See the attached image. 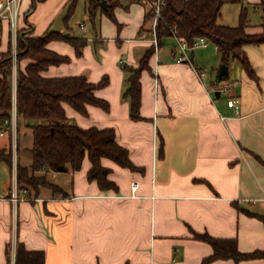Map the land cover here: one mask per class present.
Listing matches in <instances>:
<instances>
[{
    "label": "crops",
    "instance_id": "0c3cea01",
    "mask_svg": "<svg viewBox=\"0 0 264 264\" xmlns=\"http://www.w3.org/2000/svg\"><path fill=\"white\" fill-rule=\"evenodd\" d=\"M35 1L23 0L16 28L0 21V54L10 47L15 52L18 31L27 29L35 36L59 32L87 38L82 57L66 41L50 42L48 48L70 62L51 66L43 75L85 76L94 84L108 77L109 85L96 95L109 103V111L88 106L85 117L65 105L66 116L83 129H114L118 144L129 151L138 170L102 159L118 187L117 192L102 191L88 177L91 163L86 157L79 171L47 173L48 182L60 191L41 187L36 194L17 189L20 200L15 203L17 164L30 167L33 161L31 129L23 124L19 134L16 131L15 68L13 172L0 163V264H7L8 248L18 242L28 251L44 252L45 264H201L213 248L195 239V233L236 240L242 253L264 251V45L246 47L259 81L250 79L242 66L231 79L230 64L224 81L231 94L217 96L214 90L222 82L217 48L212 43L199 48L213 46L219 60L207 75L195 50L192 64H179V40L165 39L150 60V70L142 73V120L133 121L130 102L123 97V65L138 67L153 46L141 36L146 34L150 8L129 0H106L105 9L101 0L96 15L101 16L100 27L91 21L90 34L82 36L70 23L74 13L66 20L74 0L37 1L32 9ZM92 1L86 2L88 16ZM244 2L255 11L261 0ZM110 8L119 25L106 15ZM258 18L249 24V33L262 32ZM80 26L86 28L84 23ZM28 63L21 62V68ZM230 97L240 100L239 115L228 106ZM9 144V135L0 129V147ZM134 182L139 184L136 192ZM211 264H264V259Z\"/></svg>",
    "mask_w": 264,
    "mask_h": 264
},
{
    "label": "trees",
    "instance_id": "16d2710c",
    "mask_svg": "<svg viewBox=\"0 0 264 264\" xmlns=\"http://www.w3.org/2000/svg\"><path fill=\"white\" fill-rule=\"evenodd\" d=\"M36 0L32 6L35 8ZM239 4V24L235 27L219 23L225 4ZM77 0H74L69 19L74 13ZM102 7L101 0L89 3L87 12L95 24L96 15ZM31 9V10H32ZM260 17L262 32L252 34L247 31L248 7L244 0H167L162 16L156 27L159 47L167 38L176 37L192 46L196 40L205 38L218 51L221 64L229 66L233 61L240 62L248 77L256 82L259 78L247 56V46L264 45V0L255 7ZM106 15L117 25L111 10ZM152 18L147 13L146 20ZM144 30H142L143 32ZM149 35L151 32H148ZM52 41H66L72 45L77 57L83 56L88 44L84 37H64L59 32L35 36L31 29L18 31L16 49L0 54V129L10 138L8 147H0V163L12 173L14 170V72L16 68V131L19 134L23 124L31 129L33 135L32 165L24 167L17 164L16 178L18 191L39 193L41 187L60 191L47 180V173H65L69 170L79 171L87 157L91 163L88 177L96 181L102 191H118L117 185L109 179L110 170L102 166V159L114 161L122 168L137 171L132 163L129 151L118 144L116 131L112 128L83 129L66 116L65 105L71 106L82 116H88V106H95L105 111L110 110L107 101L97 97L96 91L109 85V78L104 77L99 83H91L85 76L47 78L43 74L51 66L70 62V58L50 50ZM155 54L152 46L146 51L138 67L123 65L127 75L124 99L130 102V117L141 121L142 83L144 71L150 70V60ZM29 61L25 69L21 62ZM228 75L222 81L227 80ZM19 140L17 142V145ZM18 148V146H17ZM195 239L208 243L213 254L201 264H211L219 260H233L236 263L264 259V251L242 253L238 250L236 240L215 239L207 234H194ZM11 247V246H10ZM8 248L7 264H11V251ZM45 253L28 251L23 243L16 245L15 264H45Z\"/></svg>",
    "mask_w": 264,
    "mask_h": 264
},
{
    "label": "rangeland",
    "instance_id": "374dc122",
    "mask_svg": "<svg viewBox=\"0 0 264 264\" xmlns=\"http://www.w3.org/2000/svg\"><path fill=\"white\" fill-rule=\"evenodd\" d=\"M130 2H135V3H140V4H145L146 6L149 7V1L150 0H129ZM86 2L87 0H78L77 3V7L76 10L74 12V14L72 15L71 19H70V23L72 25V27L75 29V32L80 34V35H89L92 29V22L90 17L87 15V13L85 12V6H86ZM114 6L116 4H113ZM248 7V22L249 24H254V21H258L259 18V14L257 12L254 11L253 8H249V6L247 4H245ZM241 11V6L239 4H232V3H227L224 5L223 9H222V17L219 20V23L222 25H226V26H230V27H235L238 26L239 24V14ZM148 13H150L152 15V18L150 17L148 19L147 22V29L145 30L147 37H153V14L151 12V10L149 9ZM84 23L86 28L83 29L80 24ZM96 27L99 28L100 24H101V16L99 15L96 18ZM256 24V23H255ZM29 30V29H27ZM148 32H151V34L149 35ZM214 47L210 46L207 50L206 49H196L195 50V56L197 59H199V61L202 62V68L205 70L207 75H211L213 74V69H215L218 66L219 60L217 57L216 52L214 51ZM241 65L235 61L233 63H231L230 66V77L231 79H233L234 77H236V75L238 74V71H241ZM223 98L226 99V95H223ZM14 135L17 136V133H14L13 131V144L14 142ZM20 139L22 142V131H21V135ZM26 140V139H25ZM24 140V141H25ZM22 144V143H21ZM14 146V145H13ZM14 150V148H13ZM16 247V246H14ZM12 249V246L10 247V251L11 253H13V257L15 260V255H16V248ZM15 264V263H14Z\"/></svg>",
    "mask_w": 264,
    "mask_h": 264
},
{
    "label": "built area",
    "instance_id": "2783aa9c",
    "mask_svg": "<svg viewBox=\"0 0 264 264\" xmlns=\"http://www.w3.org/2000/svg\"><path fill=\"white\" fill-rule=\"evenodd\" d=\"M23 0H0V21H8L10 24L16 28V25L19 20V11L20 6L22 4ZM167 4V0H150L149 1V7L153 14V37L147 38V35L145 33H142V39L143 40H149L151 44L155 48V53L158 52V39L156 37V27L158 25V21L162 16V11L165 8ZM178 39V38H177ZM179 40V39H178ZM209 41L205 38H200L195 41V43L192 46L187 45L186 43L179 40V46H178V55H177V62L179 64H192L191 60V53L199 48H206L209 46ZM201 76H204V72L200 73ZM215 93L220 94H231V86L226 81H222L218 87L214 90ZM228 106L230 108H233L236 115L240 114V100L235 97H230L228 99ZM139 188L138 182H134L132 184V190L133 192H136ZM20 200V198L17 195V188L15 186V194L13 197V201L17 203Z\"/></svg>",
    "mask_w": 264,
    "mask_h": 264
},
{
    "label": "water",
    "instance_id": "95a60500",
    "mask_svg": "<svg viewBox=\"0 0 264 264\" xmlns=\"http://www.w3.org/2000/svg\"><path fill=\"white\" fill-rule=\"evenodd\" d=\"M102 4H103V7H104L105 9H108V3H107L106 0H103ZM227 75H228V66H227V65H223V66L221 67V69H220V72H219V79H220V81H222L223 78H224L225 76H227ZM216 95L219 96L220 93L218 92Z\"/></svg>",
    "mask_w": 264,
    "mask_h": 264
}]
</instances>
